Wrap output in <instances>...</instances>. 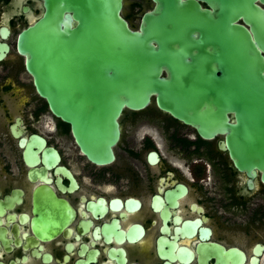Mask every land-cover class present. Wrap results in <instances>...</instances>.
Returning <instances> with one entry per match:
<instances>
[{
    "label": "flooded vegetation",
    "instance_id": "af4514ba",
    "mask_svg": "<svg viewBox=\"0 0 264 264\" xmlns=\"http://www.w3.org/2000/svg\"><path fill=\"white\" fill-rule=\"evenodd\" d=\"M145 1L129 0L123 11L137 28ZM198 1L214 17L191 8L172 22L170 35L180 37L172 45L181 49L161 74H180L172 86L191 91L186 102L202 108L215 101L198 91L230 87L237 139L238 82L216 78L232 63L222 41L244 22ZM44 10V0H0V264H264V180L257 167L253 176L236 167L228 130L205 136L153 94L120 113L112 159L95 161L81 149L17 46L20 30ZM247 118L248 145L234 148L263 152L264 126L255 131Z\"/></svg>",
    "mask_w": 264,
    "mask_h": 264
},
{
    "label": "water",
    "instance_id": "95a60500",
    "mask_svg": "<svg viewBox=\"0 0 264 264\" xmlns=\"http://www.w3.org/2000/svg\"><path fill=\"white\" fill-rule=\"evenodd\" d=\"M205 1L222 19L232 15L250 28L234 23L232 41L228 36L222 41L232 63L226 64L227 69L216 78L238 82L237 139L231 136L233 124L227 116L232 107L230 87L198 91L199 97L215 101L202 108L186 102L191 91L172 86V82L180 81V74H161L166 57L181 49L172 45L180 41L169 33L175 26L173 21L185 18L191 8L200 17H214L208 9H200L198 0H146L138 28L123 15L129 0H44L42 16L20 30L17 46L25 54L38 93L54 115L70 124L76 141L91 159L113 158L120 113L126 107L145 106L155 94L161 108L196 121L205 136L228 130L225 142L236 167L250 176L257 167L264 180V151L234 148L248 145V115L253 117L255 131L257 126H264V0ZM68 11L76 21L74 25ZM247 83L252 86L247 88ZM189 110L192 119L188 118Z\"/></svg>",
    "mask_w": 264,
    "mask_h": 264
},
{
    "label": "rangeland",
    "instance_id": "374dc122",
    "mask_svg": "<svg viewBox=\"0 0 264 264\" xmlns=\"http://www.w3.org/2000/svg\"><path fill=\"white\" fill-rule=\"evenodd\" d=\"M128 13H129V14H131V16H130V17H131V19H132V20H134V15H133V12H132L131 10H129V12H128Z\"/></svg>",
    "mask_w": 264,
    "mask_h": 264
}]
</instances>
